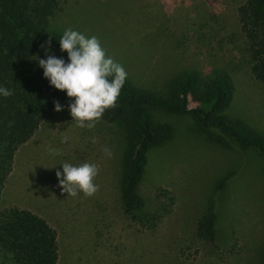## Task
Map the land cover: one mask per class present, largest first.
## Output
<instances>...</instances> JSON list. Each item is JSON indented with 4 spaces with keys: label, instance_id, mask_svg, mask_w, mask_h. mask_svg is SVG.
I'll return each mask as SVG.
<instances>
[{
    "label": "rangeland",
    "instance_id": "1",
    "mask_svg": "<svg viewBox=\"0 0 264 264\" xmlns=\"http://www.w3.org/2000/svg\"><path fill=\"white\" fill-rule=\"evenodd\" d=\"M243 1L65 0L47 27L58 34L72 28L100 37L106 54L123 66L126 79L147 91L162 92L182 68L227 69L235 89L220 114L264 135V88L250 74L236 13ZM69 99L60 103L61 111L52 108L18 147L0 195V209H27L50 225L58 215L59 264L78 261L81 242L75 239L88 218L98 226L93 244L104 254L97 260L96 254L88 257L89 264L263 263L264 159L255 147L240 146L226 134L220 139L204 132L189 115L148 107L151 121L168 124L170 132L148 151L142 210H154L152 187L166 188L172 196L170 207L148 228L123 211L118 189L125 149L122 129L101 120L91 129L76 127L67 111ZM62 136L69 140L60 143ZM105 146L112 150L111 159L102 152ZM83 161L97 165L94 183L109 191L100 195L103 201L94 194L71 197L58 186L59 164ZM210 202L217 214L211 243L194 234L195 222Z\"/></svg>",
    "mask_w": 264,
    "mask_h": 264
},
{
    "label": "trees",
    "instance_id": "2",
    "mask_svg": "<svg viewBox=\"0 0 264 264\" xmlns=\"http://www.w3.org/2000/svg\"><path fill=\"white\" fill-rule=\"evenodd\" d=\"M64 2L0 0V86L12 90V95L0 96V195L18 147L33 136L54 101L68 99L63 91L48 84L36 63L37 58L45 57V47L47 54L66 59L58 47L61 34L47 27L49 18ZM236 13L250 74L264 88V0H244ZM234 89L231 73L218 67L206 72L179 69L162 92L140 89L125 78L115 107L106 109L99 120L116 124L124 133L119 186L126 215L150 228L172 203L168 189L152 187L154 210H142L148 151L170 132L168 124L151 121L148 107L189 115L204 132L220 139L226 134L240 146L255 147L264 159V135L241 120L220 114L229 105ZM216 223L217 214L210 202L195 222V236L213 242ZM56 260V232L42 217L18 207L0 209V264H56Z\"/></svg>",
    "mask_w": 264,
    "mask_h": 264
},
{
    "label": "clouds",
    "instance_id": "3",
    "mask_svg": "<svg viewBox=\"0 0 264 264\" xmlns=\"http://www.w3.org/2000/svg\"><path fill=\"white\" fill-rule=\"evenodd\" d=\"M57 41L59 50L66 53V59L47 54L45 47L46 55L36 59L37 66L42 69V77L51 87L63 91L65 97L70 98L66 107L71 123L79 128L91 129L106 109L115 107L127 73L121 64L106 54L95 35L66 28ZM47 44L48 41H45ZM10 95L11 89L0 86V96ZM63 108L59 102H53V111L59 112ZM89 139L95 143L94 137ZM68 140V136H62L60 143ZM102 152L111 159L113 153L108 146L103 147ZM59 166L55 171L57 184L68 196L76 197L78 193L91 196L97 191L94 178L98 167L95 163L64 162Z\"/></svg>",
    "mask_w": 264,
    "mask_h": 264
},
{
    "label": "crops",
    "instance_id": "4",
    "mask_svg": "<svg viewBox=\"0 0 264 264\" xmlns=\"http://www.w3.org/2000/svg\"><path fill=\"white\" fill-rule=\"evenodd\" d=\"M119 194H120V186H119ZM104 193V196H105V194H108L109 193V191H108V193H105V188H104V186H98V189H97V191L94 193V195L96 196V198H98V199H100V200H104L105 198H104V196L102 197V196H100L101 194H103ZM94 196V197H95ZM89 201H84V202H82V204L84 205L85 203L87 204ZM92 205L93 204H95L94 202H90ZM67 204L70 206H78L79 204L78 203H75V202H67ZM96 204H99V200H98V202L96 201ZM50 206H52V204L51 205H49L48 206V209H49V207ZM44 209L46 210L47 208H45L44 207ZM52 211V210H51ZM39 216V215H38ZM41 217V216H40ZM57 217H58V215L56 216V219H55V221H56V223H55V225L53 224V223H51V225L49 224V222H47L43 217V219L55 230V232H56V242H57V260H56V264H59L60 262H61V260H60V255H59V252H60V250H61V247H60V245H59V232H58V230H59V227H58V219H57ZM91 220L92 219H84V224H83V230L80 232L79 231V233L81 234V235H78L77 234V239H75L74 237V235H73V233H71V231H65V233L64 234H67V235H69L70 236V239L71 238H74L76 241H78V242H81V245L80 244H78V247H77V253H78V257H79V259H78V261L77 262H70L69 264H86V262H85V257L87 258V264H89L88 263V257H92L94 254H96V256H94V257H96V260H97V257H98V259H99V256H104V254L103 253H99L98 251H97V249L98 248H95V246H94V244H93V236H95L94 234H95V232L97 233L98 232V226L96 227V229L94 228V226H95V224H92V222H91ZM57 228H56V227ZM62 231V230H61ZM85 239V241L84 242H82L83 240ZM73 244V243H72ZM82 244H84V245H82ZM73 248V247H72ZM72 248H70V249H72ZM82 252H85L84 253V255H83V253ZM101 254V255H100ZM62 262H65V260H64V258H62ZM90 264H93V261H91L90 262ZM96 264H97V262H96Z\"/></svg>",
    "mask_w": 264,
    "mask_h": 264
}]
</instances>
